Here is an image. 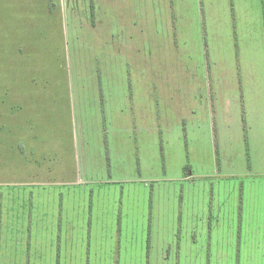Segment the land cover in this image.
Here are the masks:
<instances>
[{
	"label": "rangeland",
	"instance_id": "374dc122",
	"mask_svg": "<svg viewBox=\"0 0 264 264\" xmlns=\"http://www.w3.org/2000/svg\"><path fill=\"white\" fill-rule=\"evenodd\" d=\"M0 264H264V0H0Z\"/></svg>",
	"mask_w": 264,
	"mask_h": 264
},
{
	"label": "trees",
	"instance_id": "16d2710c",
	"mask_svg": "<svg viewBox=\"0 0 264 264\" xmlns=\"http://www.w3.org/2000/svg\"><path fill=\"white\" fill-rule=\"evenodd\" d=\"M90 8L93 9V2L90 3Z\"/></svg>",
	"mask_w": 264,
	"mask_h": 264
},
{
	"label": "crops",
	"instance_id": "0c3cea01",
	"mask_svg": "<svg viewBox=\"0 0 264 264\" xmlns=\"http://www.w3.org/2000/svg\"><path fill=\"white\" fill-rule=\"evenodd\" d=\"M92 2V1H91ZM92 28H94V27H92ZM142 45V44H141ZM139 47H141V46H139Z\"/></svg>",
	"mask_w": 264,
	"mask_h": 264
}]
</instances>
